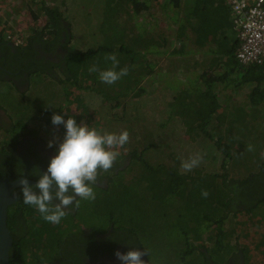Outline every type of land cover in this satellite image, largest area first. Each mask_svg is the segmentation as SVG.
Listing matches in <instances>:
<instances>
[{"label":"trees","instance_id":"trees-1","mask_svg":"<svg viewBox=\"0 0 264 264\" xmlns=\"http://www.w3.org/2000/svg\"><path fill=\"white\" fill-rule=\"evenodd\" d=\"M29 1L33 3L30 6V12L32 14L39 12L38 16L34 15L35 18L44 17L45 23L41 25L39 21L31 26L32 35L21 43L31 44V51L36 49V44H41L50 50L64 36L65 47L72 50L69 45L67 46L66 39L69 36L65 22L68 18L61 9L56 8L53 1ZM102 4L106 6L103 8L105 15L115 25L114 35L106 34L104 39L99 40L96 48L92 47L86 52L73 49L74 53H70L68 57L70 74L68 71L60 72L56 66L45 71L39 66V69L43 71L39 70L36 73L46 74L50 80L49 83L52 85L50 88H46L53 94L52 98H46L42 103L48 104L50 108L47 109V112L44 111L42 115L43 111L38 108L33 111L32 108L27 107L30 115L18 114V118L31 120V123H27L28 128H32V125L37 127L36 121L39 120L55 128L56 125L52 124L51 119L54 113L63 115L65 120L74 117L78 124L86 123L88 125L87 120L89 118L84 113L85 104L81 98L83 92H92L103 96L106 106L105 119L109 121L108 124H111V121L118 122L122 119L114 113L115 109L127 110L129 115L127 114L122 120L125 125L127 124V131L139 132L134 127L146 126L148 132L145 139L134 133L131 134L132 139L136 141L132 144L133 147L130 148L132 150L128 154L131 155L132 159L127 171L132 175L129 182L125 181L124 172L116 161L111 171H117V174L110 176L112 179L108 181L106 189L97 186L98 191L101 195H105L113 185L116 186L117 184L125 186L128 190L133 188L138 190L144 179L147 181L148 188L152 189L155 188V180H157L160 185H164L163 190L172 194L175 199L181 198L186 201L182 208L179 207V211L181 212L180 216L182 215L184 220L189 223L190 230L182 231L181 251L177 257L195 254L202 260L203 264H210V260L214 264H221L219 260L224 264H229L231 254L235 253L238 247H241L240 243V245L235 244L237 229L228 227V225L234 226L232 224L233 210L237 208L234 205L239 202V198L238 202L235 201V184L231 183L237 174L229 169V165L238 159V148H244L248 142L256 144L259 141L262 145L263 156L258 165L261 166L259 167L260 171H264V165H262L264 160V132H252L250 128L253 121L256 120H260L259 124L264 126V63L242 64L237 59L238 35L232 24L233 19L232 21L227 19V9L231 15L227 1L222 8L226 18V22L223 24H221V14L216 13V10H221L218 0H103ZM119 21H122V25L117 28L116 24ZM139 22L142 23L141 26L138 25ZM11 31V27L0 26V42L13 38L14 35L10 33ZM68 41L70 42L71 38ZM112 53L116 54L119 61L116 70L119 71V69L127 67V75L107 88L100 89L97 85L98 82H101L99 73L91 72L92 74H90L87 71L85 74L93 77L91 85L80 83L85 68L95 65L94 60L100 58L101 55L106 56ZM159 57L163 58L162 63L157 62ZM48 64L52 65L51 62ZM111 67L112 65L108 68ZM166 68L183 73L186 76L185 80H189L191 85L196 86L198 83L205 88L202 97L196 103L191 93L183 92L185 109L184 113L179 115L173 112L171 108V104L178 97L176 86L174 90L176 94L169 100L167 108L171 116L175 117L176 115L180 119L178 123L185 127L186 137L195 142L204 138L203 144H206L212 137H209V132H217L213 137L214 141L207 145L208 148H213L214 153L204 154L202 160L206 158L213 162L220 160V168L208 170L201 165L190 172H183L180 168L181 162H179L181 159L172 150L169 153V158L173 163L170 167L158 165L150 157L138 153V146L141 143L147 145V142L150 141L149 146H154L155 143L157 145L155 135L151 131L152 128L158 126L156 120L150 118L146 123L141 109L143 98L151 84L150 81L157 80L156 75ZM25 73L27 76L24 84H27V87L24 93L27 94L33 87L32 71H28V66L22 68L21 76ZM16 77H20V75ZM65 79H67L68 87L61 84V81ZM146 79L150 81H145ZM5 82L18 90L17 84L13 80H3L2 83ZM44 88L42 89L44 90ZM238 97H240L239 101H237ZM64 106L69 108L66 113L61 110ZM70 109H74V111L70 112ZM161 109L163 110L164 107L162 106ZM235 112L239 114V120L232 119ZM77 113L80 114L78 117ZM108 115H111L110 120L107 118ZM242 118L249 119L247 126L242 125ZM99 121L102 123V116H99ZM88 126L93 128V125ZM161 128L167 129L163 123ZM57 129L64 138L66 132L64 125L57 126ZM6 142L12 143L1 138L2 145ZM166 143L167 145L170 144L168 141ZM127 146H129L128 142L123 145L126 149ZM167 147L169 148V146ZM138 166H141L140 171L137 170ZM158 175L160 177H157ZM250 181L251 178L241 180L243 182L241 184L248 185ZM254 187L257 189L253 190ZM252 188L243 192V194H252V198L244 204L246 207L245 215H250L253 211L256 213L255 206L264 202V183L258 180ZM202 190L208 191L209 195L206 198L201 195ZM87 201L82 200V205L86 204ZM30 207L31 205L25 204L21 199L13 205L9 212V219L15 223L18 220L17 215L29 220L32 218L31 226H27L29 228L25 233L19 237L15 235L10 252L12 264H24L23 252L25 247L28 248L27 252L31 251L33 247L30 242H43L45 240L44 235L55 225L64 228L67 225L66 232L69 230L72 232L73 229L70 223L71 217L68 214L61 219L60 223L52 224L44 220L35 207L33 213H28ZM31 215L33 216L31 217ZM257 221L253 224L257 230L260 226L262 234L259 244L263 243L264 246V220L259 221L257 219ZM112 223H115L114 225L118 228L114 229L111 236L118 238L111 236L99 238L97 244L105 246L107 243L116 244L120 242L123 238L122 228L124 227L113 218H110L109 224L104 227L91 221L90 226L94 225L100 232H105L107 228V233ZM15 229H13V233ZM28 229H30L29 232ZM74 231L75 229H73ZM127 231L129 234L126 237L133 240L135 244L142 246L134 229L129 227ZM79 233L78 231L75 233L78 234L76 240L86 242L85 234ZM62 238L61 235L59 239L54 240L57 241L56 248L57 246L58 248L52 251L48 259L54 255L56 257L60 255V247L64 241ZM75 241L69 236L67 245H73ZM195 242L202 245L195 246ZM263 246L261 245V250ZM224 250L225 252H223ZM76 253L78 254L76 257L75 252L71 253L75 257V261L82 259L85 263L87 253H91L90 244L87 243V246L83 247V254ZM149 263L151 264V262Z\"/></svg>","mask_w":264,"mask_h":264},{"label":"rangeland","instance_id":"rangeland-1","mask_svg":"<svg viewBox=\"0 0 264 264\" xmlns=\"http://www.w3.org/2000/svg\"><path fill=\"white\" fill-rule=\"evenodd\" d=\"M51 1H53V5L61 9L62 13L68 18L65 22L70 37L67 36L66 39L68 43L67 46L69 45L72 50L75 49L86 52L92 47L96 48L99 40L104 39L106 34L114 35L116 28L104 13L103 8L105 5L102 4L103 0H48V2ZM225 3L226 0H218L221 10H216V13L218 12V14L222 16L221 24L226 22L225 14L222 9ZM32 5L33 3L29 0H12L11 2L9 0H0V26L11 27L12 31L10 33L14 35L12 36L14 42L21 43V41L31 36L32 31H30V27L37 22L40 21L41 25L45 23L44 17L39 19L35 18L38 16L39 12L36 14L30 12V6ZM227 12V19L232 21L228 9ZM116 25L117 28L121 27L122 21H119ZM138 25L141 26L142 23L139 22ZM69 38H71L70 42L68 41ZM157 62L162 63L163 58L159 57ZM94 64L97 65L100 70H105L112 65V62L106 61L105 56L101 55L100 58L94 60ZM35 69H39V64L32 65L31 68H28V71L33 70V87L27 94L19 92L8 82L0 84V102L7 106L9 113L13 112V115H15L18 120L20 119L18 118V114L30 115V112L27 111V107L32 108L33 111H36L38 108L43 111L42 115L44 111L47 112V109L50 108L48 104L42 103L46 98H52L53 94L50 90L46 89L50 88L52 85L49 83L50 80L46 74H37L36 72L38 70L34 71ZM87 71H89V68L84 69V73L81 75L82 81L80 83L91 85L93 77L87 76L85 74ZM89 73L92 74L91 72ZM159 73L160 74L156 75L157 80H145H148V82L150 81L151 84L147 88L148 91L143 98V106L141 109L146 123H148L150 118L156 120L158 126L154 129L152 128L151 131L155 135L157 145L155 143L154 146H149L150 141H148L147 147V145L141 143L138 146V153L145 154V156L150 157L152 161L158 163V165H165L168 167L173 164L172 160L169 158L171 150L179 155L181 159L179 162L181 163L197 154L203 157L204 154L214 153L213 148H208L207 145L214 141L213 137L217 132H209V137H212H210L206 144H203L205 141L204 138H200L195 142L186 137L185 127L178 123L180 119L176 115L175 117L171 116L167 108L169 100L176 94L174 91L176 86L178 97L171 104V108L173 112L179 115H182L185 109L183 106V92L188 91L191 93L196 103L198 99L202 97L205 88L198 83L196 86L191 85L189 80H185L186 76L183 73L176 72L175 69L166 68ZM61 84L68 87L67 79L61 81ZM97 85L100 89H105L109 86V84L102 81L98 82ZM42 88H44V90ZM82 95V102L85 104L84 113H86L89 118V120H87L88 125H93V128H96L101 133H120L123 130H127V124L125 125V122L122 121L127 114L129 115L127 110L123 111L121 108L115 109L114 113L122 119L118 122L111 121V124H108L109 121L105 119L106 106L104 105L105 101L103 96L92 92H83ZM239 99L240 97H238L237 101H239ZM162 106L164 107L163 110L161 109ZM68 109V106H64L61 110L66 112ZM72 110L74 111V109H70V112H72ZM79 115L80 114L77 113V117ZM99 116L103 117L102 123L99 121ZM83 117L86 119L85 116ZM107 118L110 120L111 115H108ZM232 119L239 120V114L235 112ZM242 120V125L247 126L249 119L242 118ZM162 123L165 124L167 129L161 128ZM259 123L260 120L253 121L250 127L252 132H264V126ZM129 127L131 126L129 125ZM32 128L37 129L35 125H32ZM134 129L139 132H129L130 142L128 141V148L126 149L122 146V148L118 149L120 152L117 158L118 166L124 172L123 176H125L124 179L127 182H129V178L132 176L131 173L127 172L132 162L131 155L128 154L132 150L130 149L133 147L132 144L136 141L132 139L131 134L134 133L142 139H145L148 132L146 126L134 127ZM51 130L57 132L59 129H57V126L53 128L52 125H50L47 127V132ZM138 140H140L139 137ZM167 141L170 142L169 145H167ZM249 145L252 146L251 151L248 150ZM167 146H169V148ZM52 150L53 149L50 151ZM55 150L58 151L57 149ZM262 150V145L259 141L256 144L248 142L244 148H238V159L231 162L229 165V169L237 174L235 179H232L231 183L240 179L238 181L239 184L244 186L241 184L243 183L241 180H249L251 178L252 181V179H256L258 178L257 176L262 175V171H260L259 168L261 166L258 165V162L263 156ZM254 159H256V162H254ZM127 162H129V164H127ZM201 165L211 170L212 168H220L221 162L220 160L213 162L206 158L203 160L201 159L199 166ZM262 165H264V160ZM140 167L141 166L137 167L138 171H140ZM157 177L160 176L158 175ZM163 188L164 185H160L159 182L155 180V188L149 189L146 179L143 180L138 190L135 188L128 190L125 186L120 184L116 186L113 185L105 195H101L100 193L101 196L96 195L94 201L88 200L87 203L83 205L82 211H85L84 214L88 220L102 227L107 226L109 224V219L113 218L119 225H123L124 229H128L129 227L133 228L140 238L141 245L148 250L149 254L147 255L149 256V262H151V264H203L202 260L195 254L185 255L181 258L177 257L181 251L180 243L183 240L182 231L190 230L189 223L184 220L182 215L180 216L181 212L179 211V207L182 208V205L185 204L186 201L181 198L175 199L172 194L164 191ZM178 196L181 197L180 195ZM254 210L256 213H253V211L250 215H245L246 210L239 211L238 205L237 208L233 210L234 219L232 224L234 226L228 225V227L237 229L235 244H241L239 245L243 252L244 263L264 264V253H260L264 252V246L263 243L259 244L262 234L260 232L261 229L260 226L257 225V230L253 224V222H258L257 219L259 221L264 220V202L257 204ZM31 220L32 218L30 219V223ZM66 228L55 225L44 235L45 240H43V242L31 241L30 244L33 249L27 252L28 248L25 247L23 252V263L42 264L49 260L48 258L52 251L58 248V246L56 248L57 241L54 240L59 239L63 233L64 235L66 233H71L70 230L66 232ZM194 245L199 246L202 244L195 242ZM261 245L263 246L262 250ZM223 252H225V250ZM219 262L224 264L220 260Z\"/></svg>","mask_w":264,"mask_h":264},{"label":"flooded vegetation","instance_id":"flooded-vegetation-1","mask_svg":"<svg viewBox=\"0 0 264 264\" xmlns=\"http://www.w3.org/2000/svg\"><path fill=\"white\" fill-rule=\"evenodd\" d=\"M64 43L63 36V38L50 50L41 44H36V49L31 51V44L29 45L25 42L16 43L13 42L11 38L4 42H0V84L3 80H13L14 83L17 84L18 91L24 92L27 87V84H24L27 74L25 73L21 76L22 68L26 66L31 68L32 65L36 64H39L44 71L50 69L52 66H56L57 70H60V72L68 71V74H70L71 70L69 68L68 57L70 53H74V51L68 50ZM49 62H51L52 65H49ZM36 70L43 71L41 69H35L34 71ZM19 75L20 77H16ZM28 122L31 123V120H26L24 118L18 120L15 115H13V112L9 113L7 106L0 102V138L12 142H6L2 146L0 145V178L15 181L27 177V179L33 183L31 185H35L38 182L39 174L47 170L51 158L58 154V151L55 149L58 150V143H60L63 138L60 132H54L53 130L47 132V123H43L41 120L36 121L38 124L37 129L28 128ZM50 140L55 141L53 147L48 146ZM51 149L53 150L50 151ZM127 164H129V162H127ZM111 170L112 169L108 172L101 171L98 182L91 185L96 195L101 196L97 186L106 189L108 187V181L112 179L110 176L112 174H117V171L113 172ZM261 173L262 175L257 177L264 178V171ZM253 180L254 179H252V181ZM20 188L21 186L13 193L15 204L23 199L22 195H20ZM252 189L254 190L257 188L254 187ZM35 190L39 192L38 189ZM243 192L244 191L239 192V202L234 205V207H236L239 204V211L246 210L244 204L252 198V194H243ZM12 207H10L9 212ZM82 207V200H80L78 208L73 206L71 209H66L67 214L71 217L70 223L75 231L70 234H62V241H64L60 247V255L58 257L54 255L42 264H122L116 256L117 251L122 253H126L133 249L144 251L142 246L135 244L133 240L126 237L129 232L124 228H122L123 238H121L122 240L120 242L116 244L107 243L105 246L97 244L99 238L110 237L114 229L118 227L114 225L115 223H112L108 229V233L107 228L105 232L98 231L94 225L90 226L91 221L85 216V211H82ZM30 209L28 213H33L34 207L31 206ZM17 216L18 220L16 223L8 217V227L13 243L15 235H18V237L23 235L27 228H29L27 226H31L29 219L23 216ZM32 216L33 215H31V217ZM95 224L99 225L97 223ZM14 228L16 229L13 233ZM29 230L30 229H28V232ZM77 231L80 232L79 234H85L87 237L86 242L76 240V235L78 236V234L75 233H77ZM69 236L73 241L76 240L73 245L71 244L70 246L67 245V238ZM111 237L118 238L116 236ZM87 243L90 244L91 253H87L85 263H83L82 259H76L75 261V257L78 255L76 252L83 254V247L87 246ZM72 252H75V257L71 255ZM207 256L210 258L209 255ZM141 258L143 259V256ZM143 260L146 264H150L147 254H145ZM210 264H214V262L210 260ZM229 264H245L241 247H238V250L231 254Z\"/></svg>","mask_w":264,"mask_h":264},{"label":"clouds","instance_id":"clouds-1","mask_svg":"<svg viewBox=\"0 0 264 264\" xmlns=\"http://www.w3.org/2000/svg\"><path fill=\"white\" fill-rule=\"evenodd\" d=\"M105 60L112 62L111 68L100 70L97 65L89 68V72H99L102 82L111 85L128 74L127 67L116 70L119 61L115 53L106 55ZM51 119L53 125H64L66 129L58 154L51 158L47 170L39 174L35 185L29 184L27 177L20 179L19 184L23 202L35 207L44 220L58 224L67 215L66 209L78 208L80 200H95L96 193L91 185L98 182L101 171L108 172L113 168L120 155L118 149L129 141L130 136L127 130L101 133L86 123L78 124L74 117L65 120L58 113H54ZM54 143L50 140L48 146L53 147ZM248 150H252L251 145ZM201 159L202 156L197 154L182 161V171H192L199 166ZM201 195L206 198L209 193L202 190ZM145 254H149L147 249L116 252L122 264H146L141 258Z\"/></svg>","mask_w":264,"mask_h":264},{"label":"built area","instance_id":"built-area-1","mask_svg":"<svg viewBox=\"0 0 264 264\" xmlns=\"http://www.w3.org/2000/svg\"><path fill=\"white\" fill-rule=\"evenodd\" d=\"M227 2L233 12L234 30L238 35L237 59L242 64L264 63V0Z\"/></svg>","mask_w":264,"mask_h":264},{"label":"water","instance_id":"water-1","mask_svg":"<svg viewBox=\"0 0 264 264\" xmlns=\"http://www.w3.org/2000/svg\"><path fill=\"white\" fill-rule=\"evenodd\" d=\"M264 183V178L258 177L254 179L255 184L257 180ZM20 180V179H19ZM19 180L9 181L7 179L0 178V264H12L10 261V252L13 245V240L8 227L9 209L15 204L14 191L20 187ZM29 184H33L28 180ZM236 201L238 202V192L251 189L252 185L241 186L239 182L234 181ZM236 202V203H237ZM145 255H143V259Z\"/></svg>","mask_w":264,"mask_h":264},{"label":"crops","instance_id":"crops-1","mask_svg":"<svg viewBox=\"0 0 264 264\" xmlns=\"http://www.w3.org/2000/svg\"><path fill=\"white\" fill-rule=\"evenodd\" d=\"M226 1H227V0H226ZM227 4H228V3H227ZM228 7L230 8L229 4H228ZM230 11H231V18L233 19V12H232L231 8H230ZM232 24H233V21H232ZM233 26H234V24H233Z\"/></svg>","mask_w":264,"mask_h":264}]
</instances>
